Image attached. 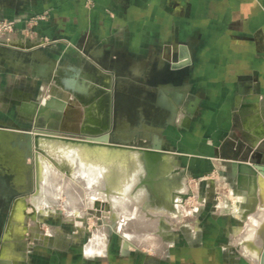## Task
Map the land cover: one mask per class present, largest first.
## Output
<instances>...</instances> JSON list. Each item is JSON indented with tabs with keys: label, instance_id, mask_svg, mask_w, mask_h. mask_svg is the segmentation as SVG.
Masks as SVG:
<instances>
[{
	"label": "crops",
	"instance_id": "0c3cea01",
	"mask_svg": "<svg viewBox=\"0 0 264 264\" xmlns=\"http://www.w3.org/2000/svg\"><path fill=\"white\" fill-rule=\"evenodd\" d=\"M0 13L16 22L15 31L4 36L13 49L28 50L39 44L61 48V52L65 49L60 58L65 54L72 64L62 67L69 88L90 96L97 89L92 83L94 77L97 83V71L109 75L102 82L111 79L110 93L98 90L105 95L103 108L97 111L99 101L91 108L104 126L109 123L107 96L113 93L114 76L124 83L120 94L136 93L141 100L148 94L149 80H155V120L165 111V104L170 109L166 126L183 137L184 143L201 148L192 150L199 154L195 166L191 165L195 155L185 158L188 172L194 168L200 174L219 173L224 167L218 162L224 157L245 158L240 153L241 142L254 145L259 135L258 144L263 141L264 0H0ZM57 57L39 49L25 63L31 67L29 79H37L40 90L56 73ZM4 59L13 70L21 61L14 51H0V62ZM115 59L119 63L109 71L100 66ZM86 63L96 69H85ZM9 73L0 67V94L9 84ZM131 84L135 92L128 90ZM25 96L17 97L24 100L21 111L32 113L35 101ZM136 110L144 118L143 105ZM127 118L122 117L119 126H127ZM163 125L155 122V126ZM155 142L164 140L156 138ZM259 159L264 162V155ZM163 160L167 176H178L172 170L176 160ZM232 179L235 193L219 209L214 210L212 199H205L207 205L194 236L185 232L181 238L171 232L173 240L166 239L164 245L155 241L152 246L155 262L148 260L147 247H142L129 250V257L119 264H264V187L240 186L233 172ZM173 185L161 191L170 194L167 211L172 213L177 210L173 208ZM165 211L162 217L170 223ZM159 216L155 212V225ZM168 232L155 231V238ZM195 237L199 244L187 241ZM124 239V247H130Z\"/></svg>",
	"mask_w": 264,
	"mask_h": 264
},
{
	"label": "rangeland",
	"instance_id": "374dc122",
	"mask_svg": "<svg viewBox=\"0 0 264 264\" xmlns=\"http://www.w3.org/2000/svg\"><path fill=\"white\" fill-rule=\"evenodd\" d=\"M8 23H12V31L10 32L3 27L4 24ZM15 29L16 22L7 19L0 13V51H14L15 54L21 58L16 70L10 68L9 61L4 59L0 62L1 69H3L4 72H10L7 79L9 84L5 86L4 93L0 94L1 264H4V258H7L4 255L5 250L7 247L14 244L15 246L19 244L16 246L18 253L14 255L10 250L9 253L13 255L10 259L12 261L10 264H119L126 260V256L129 257L127 253L133 248L124 247L122 238L124 231L118 232L115 230L114 226L111 225L113 224L112 222H107L108 224H105L103 213L105 211L110 212L111 210L113 213L114 211V208L110 206V203L99 199V201L101 200L102 206L99 205L97 208L92 205L85 206L84 201L79 202L76 199L77 202L75 203L77 207L73 205L70 206L71 208L65 206V203L67 201L69 202L68 199L71 197L73 191H78V197H84L88 193L86 191L90 188L84 183V179L77 178V181L75 177L73 179V176L68 172H65V170H58L59 168L56 170L61 172V178L58 177V182H54L53 179L55 175L53 174V168L50 166L48 159L43 158L42 161H47L45 165L48 166L45 168L42 167L41 173L39 174L36 170V155L38 154L36 150L35 136L37 135L47 136L50 139L57 140L60 138L68 139L67 137L59 135H66L79 139L90 137L91 140L96 142L115 144V146H117L115 147L116 149L127 150L128 154L136 155L140 161L143 160V158H141V148L146 150L158 149L163 158L171 157L176 160L175 164L172 166V170H174L173 173H178L179 175H168L169 178L166 179L171 185H173L174 182L179 183L181 180L184 181L187 185V189L184 191L185 193H181L187 194L188 196L185 199L183 198V195L181 196V201L178 203V211L176 210L174 213L167 210L165 211L169 214L168 219L170 220V223L162 217L163 212L159 216V222L155 225V213H148L150 210L146 209L148 212L145 213L144 221L142 223L135 224L133 220H130V224L127 223L128 226L124 227L129 234H141V238L138 239H142V242L138 243V248L136 249L139 250L142 247H147L144 248V250L149 254L147 256L150 261L155 262L156 254L152 248V246L155 247V241L164 245L166 239L173 240L172 236H169L172 234L171 232L181 238L185 232L188 234L190 233L191 236H194V234L197 233L198 228L196 227L199 225L200 216H202V212L207 205L205 199H212L214 210H217L220 208V203L222 201L233 196L235 193L233 191V171L230 160L227 159V156L224 157V160H222L223 162H218L220 166L224 167V170L219 173L212 170L208 173L200 174L193 170L194 168L192 169V172H188V166H185V158L195 155L193 156L191 164L195 166L196 161L194 158H197L199 161V154L193 151H200L201 148L198 144L184 143L183 137H179L176 131L166 126L170 109L165 104L163 106L165 111L163 109V112L160 113L155 120L156 98L154 89H152V85H155V80H149L150 82L147 87L148 94L144 96V100H141V96L136 93H133L132 95L120 94V86L124 83H121L122 81L118 76H114L112 85L113 93L107 96L111 106V110L108 114L109 123H105L104 126L100 121L101 119L95 118V114L91 111V108L94 107L93 104L96 101H99L97 111H101L103 108L105 95L98 94V90H101L106 94L110 93L111 79L110 81H104L105 83L108 82L107 84L102 82V80L106 77L108 78L109 75L105 74L104 70H98L97 83L94 82L95 77L92 82L97 89L95 88L96 91L94 94L85 96L82 93L69 88L64 81L67 74L66 70L62 69V67L72 66L71 62L67 59L69 56L64 54V57L60 58L65 49H62L61 52V48L51 49L50 47L41 44L33 45L28 50L21 48L13 49L7 44L4 36L14 32ZM39 49L46 51L48 55H51L52 57L58 55V61L56 62L57 71L54 73L53 77L47 81V87L44 88V90H40L41 83L37 79H29L31 67L25 65V63L27 64V62L31 60V55L35 54ZM57 50L58 54L56 53ZM77 59L78 61H82L80 57H77ZM24 60L26 61L24 62ZM116 63L119 62L115 59L112 63H100V66L102 69L104 68L109 71ZM95 67L96 66L92 63L85 64V69L94 70L96 69ZM48 72L49 70L46 73ZM46 73L42 75L45 76L47 75ZM62 76L63 78L61 79L60 77ZM45 77L47 79L49 78V76ZM98 84H100V86ZM131 89L133 92L136 91L133 84L128 88V90ZM75 93H78L79 95ZM18 95L22 97L26 95L25 97L29 100L37 101L39 106L37 110L32 113H23V111H21V104L24 100L21 102L17 98ZM55 95L65 100L67 104L70 103L71 107H68L66 111L65 108H62L61 110L56 106L53 108H47L45 100L51 99L52 96ZM142 105L144 107V118H140V111L136 110V107ZM124 111L128 116H126ZM185 113H189L188 108ZM185 113L184 120L185 122H188L185 119L187 116H185ZM122 117H128L127 126H124V124L119 126ZM155 122L164 125L155 126ZM47 131L57 132L59 135L46 133ZM121 138L127 140H121ZM156 138H160L164 140V142H155ZM84 142L87 143L89 141ZM91 145H95L94 148L90 147L91 149H97L96 147L99 145L102 146L103 144L94 143ZM254 145L241 142L239 145L240 153L243 154L245 158L257 160L259 158V152H262L264 155V143L262 141L260 144L256 146ZM105 146L110 148L108 145ZM228 153H230V151H227V154ZM123 156L125 155L123 154ZM229 156H231V154ZM152 160L154 162V159H151V161ZM164 162L163 159L159 160V164L162 163V165H164ZM155 163L156 162H154V166ZM262 163L264 164V162ZM38 176L40 177L41 182L39 181ZM234 176L237 179L235 174ZM247 177L248 180H246L243 185L238 184L240 186L247 185L251 186V188H256V176H251V178L250 176ZM72 180L76 181L73 182ZM38 186L41 187V190L44 188L47 189V192L52 196H54L57 188L60 191L64 190L60 193L61 195H59L58 198L60 204L54 207V205L43 202L41 198H39V200L35 198L38 193L36 192V187L38 188ZM63 186H67V188L64 189L62 188ZM76 186L78 187L76 188ZM210 189L212 190L211 192L209 191ZM45 205H48L49 207ZM74 208L79 211H86V216L79 214H76L75 216V214H73V211H75ZM69 212H72V214ZM120 217V221L123 219L125 220L123 214H121ZM162 222L165 223L164 226L160 225ZM13 224L15 226L14 228ZM139 227L141 229H139ZM105 230L107 231V236L104 238L106 244H104L103 247L102 245L100 246L102 250L100 252L88 251L90 244L93 243V241L96 242L98 238L104 235ZM166 230L169 232L166 233L164 237L155 238L157 235L155 234V231L161 233ZM16 231H18L15 233L19 235L18 237L14 234ZM4 234L6 239L4 238ZM13 234L15 235L14 237ZM37 234L41 236L39 237ZM49 237H52V239L47 241V238ZM177 239L178 238L175 239L176 242ZM187 241H191L192 244H199L200 240L195 237L189 238Z\"/></svg>",
	"mask_w": 264,
	"mask_h": 264
},
{
	"label": "bare ground",
	"instance_id": "6f19581e",
	"mask_svg": "<svg viewBox=\"0 0 264 264\" xmlns=\"http://www.w3.org/2000/svg\"><path fill=\"white\" fill-rule=\"evenodd\" d=\"M48 100H49L48 102H45V105L47 106V108L49 107L53 108L56 106L60 108L61 110L62 108L63 109L65 108L66 110L70 105V103L67 104L65 100H63L62 98L56 95ZM197 102L198 100L193 103L194 105L193 110H195V105L197 104ZM38 107L39 106H38L37 101L32 102V107H31L32 112ZM263 131L261 132V134L262 133L264 134ZM261 136L262 135H259L258 139L256 138L253 141V144H257ZM35 137H36V143H35L36 150L38 154L36 155L37 156L36 170L38 171L39 174L41 173L42 167L45 168L46 166H48V165H45L47 161L45 162L42 161L43 158L48 159L50 166L53 168V174L55 175L53 179L54 182H58V179H59L58 177H60L61 175V172L58 170H62V171L65 170V172H68L69 174L73 176L72 177L73 179L74 177L76 180L77 178L84 179V183L88 185L90 188L89 190L86 189L87 190L86 192L88 193L84 197H78L79 196L77 193L78 191L76 192L73 191L74 193L72 192V195L70 194L71 197L68 199L69 202L68 201L66 203L64 202L66 207L71 208L70 206L72 205L76 206L75 202L77 201L79 202L84 201L85 206H89V205H92L93 207L95 206L97 207L99 205L102 206L101 200L99 201V199H102L105 202L110 203V206L114 208L113 213H112V210L110 212L105 211L103 213L105 224H108L107 222H112L113 224L111 225H113L115 230H117L118 232L119 231L123 232V230H125L124 227L128 226L127 223L130 224L132 220L135 222V224L142 223L144 221L145 213L148 212L146 211V209L150 210L148 213L153 214L157 212L158 215L162 214L165 210L170 209V207H168L171 204L170 194H167V192L166 193L161 192L165 190L166 188H168L170 184L169 181H167L166 179L169 177L167 176L166 171H164V167H163L164 165H162V163L159 164V160L163 159L161 153L157 152L153 156H150L147 153V151H145L146 149L141 148L140 149V151L142 150L141 158H143V160L140 161V159H138L136 155L128 154L127 150H124V149L118 150L114 146H109L110 148H108L105 145H102V146L99 145L98 147H96L97 149H91L90 147L94 148L95 146V145H91V144H94L92 141L85 143L83 140H76V139L70 140V139H62V138L59 139L58 138L59 140H57V139H50L47 136H38V135ZM123 154L125 156H123ZM151 159H154V162H156L155 166H154L153 160L151 161ZM241 166L243 168V170L241 171L237 169L238 166L235 165L234 167V174L236 175L237 181L240 185L242 184V182H245L246 180H248L247 176H250L251 178V175H250L251 168L248 167L247 163H244ZM255 176L257 179L256 187H258V185L264 187L263 174L259 172ZM38 178H39V181L41 182V179L39 176ZM184 184L185 183L182 182L180 186V184L177 182L176 185L178 186L175 185L176 195H174L173 198H174V203H176V206H174L173 208H176L177 211L179 210L178 203L181 201L180 198L182 195L183 196L185 195L181 193V192H184L183 191L185 188ZM67 186L66 187L63 186L62 188L65 189L67 188ZM78 186H76V188ZM62 191H60L57 188L54 196H52L49 194V192H47V189L44 188L41 190V187L38 186V188L36 187V192L38 193L36 194L37 196L35 198H37L38 200L39 198H41V200L45 202L46 204L54 205L55 207L60 204L58 198H59V195H61L60 193H62ZM133 201L136 202L135 203L136 205L129 206V204H134ZM161 203L165 205H161ZM45 206H48V205H45ZM75 211H73L74 212L73 214H75V216L76 214L84 215V216H86L87 214L86 211H79L78 209H75ZM174 211L176 210L174 209ZM70 214H72V212ZM121 214L124 215L125 220L123 219L120 221L119 218H121L120 217ZM152 224H151V227H152ZM160 225L164 226L165 223L162 222ZM14 227L15 226L13 224V228ZM139 229L141 228L139 227ZM17 232L18 231L14 232V234ZM12 233H13V230H12ZM14 234H13V237L15 235L17 237L19 236L17 234L15 235ZM38 236L40 237L41 235H38ZM106 236H107V231L105 230L104 235L98 238L96 242L93 241V243L90 244L88 251L100 252L102 250L100 246L102 245L103 247V245L106 244L104 241V238ZM122 238H125L126 240L125 239L124 240L128 242V245L133 248H138V243L142 242L141 241L142 239L139 240L141 238V234L133 235V234L127 233V231L123 232ZM51 239L52 237H49L47 238V241H50ZM16 246L14 244V245L7 247V249L5 250V254H4L7 258H4L5 260L4 264H10L12 262L10 259L13 255L10 254L9 252L11 250V252L14 255L18 253Z\"/></svg>",
	"mask_w": 264,
	"mask_h": 264
},
{
	"label": "water",
	"instance_id": "95a60500",
	"mask_svg": "<svg viewBox=\"0 0 264 264\" xmlns=\"http://www.w3.org/2000/svg\"><path fill=\"white\" fill-rule=\"evenodd\" d=\"M52 97H54V96H52ZM48 101H49L48 99L45 100V102H48ZM46 133L59 135L57 132H49V131H47ZM42 134H44V133H42ZM59 136L67 137L68 139H79V138L70 137V136H66V135H59ZM79 140H83V141H93V143H95V144H103V145L117 147L114 144H106L104 142H96L94 140H91L90 137H86L84 139H79ZM263 143H264V141H263ZM119 147H123V146H119ZM145 151H147V153L150 156H153L157 152L158 153H161V152H159L160 150H158V149H155V150H145ZM262 156H263V153L262 152H259L258 153V157L261 158ZM227 159L230 160L233 173H234V167H235V165L238 166L237 169L239 171H241V170H243V168H242L241 165L244 164V163H247L248 167L251 168V171H250V175L251 176H255L259 172H261L263 174V176H264V164L262 163V160L259 159V158L257 160H252V158H239L237 156H228ZM187 196L188 195L185 194L183 196V198L185 199Z\"/></svg>",
	"mask_w": 264,
	"mask_h": 264
},
{
	"label": "built area",
	"instance_id": "2783aa9c",
	"mask_svg": "<svg viewBox=\"0 0 264 264\" xmlns=\"http://www.w3.org/2000/svg\"><path fill=\"white\" fill-rule=\"evenodd\" d=\"M8 32L12 31V23L4 24L3 26Z\"/></svg>",
	"mask_w": 264,
	"mask_h": 264
},
{
	"label": "flooded vegetation",
	"instance_id": "af4514ba",
	"mask_svg": "<svg viewBox=\"0 0 264 264\" xmlns=\"http://www.w3.org/2000/svg\"><path fill=\"white\" fill-rule=\"evenodd\" d=\"M6 233V232H5ZM4 238H5V234H4ZM6 239V238H5ZM0 260L2 261V259H1V256H0ZM0 264H1V262H0Z\"/></svg>",
	"mask_w": 264,
	"mask_h": 264
}]
</instances>
